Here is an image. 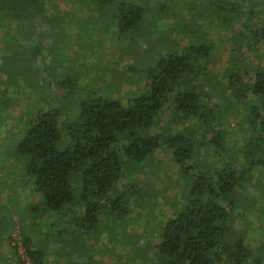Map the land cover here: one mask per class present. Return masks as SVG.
Here are the masks:
<instances>
[{"label": "trees", "instance_id": "obj_1", "mask_svg": "<svg viewBox=\"0 0 264 264\" xmlns=\"http://www.w3.org/2000/svg\"><path fill=\"white\" fill-rule=\"evenodd\" d=\"M85 1H89L94 13L114 8L115 15L110 16L115 23L112 20L111 27L121 35L129 34L130 40L139 34L156 35L144 27L147 19L144 13L151 10L147 3ZM197 1L206 3L201 7L203 12L198 13L199 21L210 22L217 29L218 24L210 16L216 18L218 29H222L217 30L222 32L239 20L246 30L245 35L240 33L236 50L230 53L222 75L214 76L206 68L212 57L209 44L186 42L184 47H178L176 41L179 33L183 34L181 31L156 66L147 70L146 81L136 95L122 98L88 92L80 99L76 114L66 112L65 106L35 114L26 109L29 126L20 133L16 152L27 159L22 184L40 199L38 209L56 217L61 213L68 215L77 223L79 232L70 231L71 236L77 237L102 223L111 224L113 230L142 218L156 223L158 243L143 249L136 248V237L128 240L132 235L127 234L126 227L122 232L127 238L121 244L115 233L107 235L111 251L127 242L136 248L124 264H264V251L255 252L236 228L237 221L246 220L256 203L240 196L255 167L262 170L257 193L264 195L263 0ZM189 6L190 11L193 5ZM246 6L250 12H246ZM165 8L166 5L159 6L157 18L174 17L173 13L162 10ZM46 11V0H0V42L11 55L0 56L2 115L12 106H19L20 101L12 99L10 93H22L24 86L20 82L25 78L20 74L36 66V58L44 51L41 41L58 31L52 25V18L44 17ZM11 25L16 32H12ZM46 25L50 29L46 30ZM33 40L37 43L29 47L28 55L13 50L16 41L32 44ZM78 46L86 47L83 43ZM47 53L56 54L52 48ZM51 66L57 68L55 57L51 58L48 69ZM43 69L46 75V64ZM203 74L208 79L206 87L210 93L202 94L196 88L202 81L197 82L199 86L192 85ZM37 84L27 87L36 88ZM206 96L215 98L218 104H208ZM230 116L237 120L239 131L245 133L240 149L225 139L226 128L232 123ZM188 122L191 125L181 130L174 127ZM198 132L202 134L201 140L197 138ZM161 151L171 154L177 174L188 180L185 192L178 198L167 195V189L158 190L155 185H149L153 176L163 184L161 174L167 176L168 185L173 180L174 176L163 172L157 163L155 156ZM145 166L149 167L148 172L144 171ZM133 171L144 176L146 191L137 178L121 185ZM167 205L170 208L165 213ZM134 207L142 208V212L136 213ZM41 211L33 213L41 214ZM63 231L59 230L60 238ZM98 234L104 233H94L97 237ZM46 235L51 239V234ZM22 246L26 260L18 259V264H47L43 247L27 237ZM85 251L86 255H92L88 249Z\"/></svg>", "mask_w": 264, "mask_h": 264}, {"label": "rangeland", "instance_id": "obj_2", "mask_svg": "<svg viewBox=\"0 0 264 264\" xmlns=\"http://www.w3.org/2000/svg\"><path fill=\"white\" fill-rule=\"evenodd\" d=\"M46 1L47 11L44 17L46 19L51 17L52 25L58 31L55 35L52 34L51 38L47 35L41 41L44 51L41 56L36 58V66L20 74L25 78L20 82L24 86L22 93L19 95L10 93L12 99L20 101L19 106H12L5 115L0 114V264H18V259L26 260L22 246L26 237L37 246L44 248L47 264H124L127 262L128 254L136 248L143 249L145 246H155L158 243L157 228L154 232L156 223L153 224L145 218L139 221H130L125 225V230L127 234L132 235L128 239L129 241L135 237L138 239L135 243L136 248H132L133 246L131 247L127 242L124 246L111 251L112 245L108 244L107 235L115 233L117 242L121 244L127 238L122 232L125 228L124 225L113 230L112 227H109L111 224L107 226L102 223L90 230V233L82 234L81 237L71 236L70 231L77 230L75 227L77 223L73 222L68 215L61 213L56 217V215L38 209L37 207H41L40 199L30 193L27 185L22 184L25 181L27 159L16 152L20 133L25 132L29 126L26 109L35 114L39 110L48 111L52 108L65 106L66 112L76 114L79 111L80 99L88 92L122 98L136 95L138 88L146 81L147 70L156 66L167 50L172 47L173 40L178 38L177 34L181 31L183 34L179 33L180 38L176 41L178 47H184L186 42L194 45L209 44L212 48V57L206 68L214 76H220L225 71L230 53L236 50V42L239 40L240 33L245 35L246 30L239 20H234V24L222 32H218L222 29L221 27L218 29L219 23L216 18L210 16L211 21L218 24V30L214 29L210 22L199 21L198 13L203 12L201 7L206 3L197 0H132V2L148 4V8L151 10H147L150 12L145 10L144 15L147 19L144 27L156 35L142 37L139 34L136 39L130 40L129 34L121 35L115 27H111L115 23L114 18L110 16L111 14L115 15L114 8L107 7L94 13L88 4L89 1ZM263 2L264 0L262 7H264ZM191 4L193 7L189 11ZM161 5H166V8L162 10L173 13L174 17L157 18V12ZM245 10L250 12L251 9L246 6ZM151 12L155 14V17ZM96 13H102L104 16L99 17ZM214 15L216 16V14ZM10 27L12 32H16L14 25ZM50 27L46 25V30ZM233 38L237 40L234 41ZM33 43L36 44L37 41L33 40L32 44L26 41H16L13 50H19L28 55L29 47L34 46ZM81 43L86 47L78 46ZM51 48L56 53L52 56L47 53V49ZM245 53L247 54V52ZM4 54L11 57L7 47L0 42V56ZM54 57L57 61V68L51 66L48 69L51 58ZM44 64L47 66L46 75L43 72ZM35 82H38L37 87L30 88L31 83ZM197 82H201L202 85L199 86ZM206 82L208 83V79L203 74L201 79L193 80L192 85L195 87L198 85L199 87L196 88L205 94L209 92ZM205 102L210 105L218 104L217 100L211 99L210 96H206ZM237 108L242 112L240 105ZM229 122L232 123L225 131L227 133L226 142L234 143V146L240 149L244 144L245 133L239 131L240 126L237 125V120L233 116H230ZM174 125L176 129L181 130L191 123ZM201 135L198 132V140H201ZM208 136L206 135V138ZM155 158L157 163L161 164L162 171L172 174L174 177L170 181L171 184L168 185L166 175H160L165 180L163 184L153 176L149 185H155L158 190L165 191L167 189L165 191L167 195L178 198L185 192L188 180L177 174L176 165L169 152L161 151ZM148 170L149 167L145 166L144 171L148 172ZM131 173L129 172V175L121 181V185H128L137 178L140 186L145 190L144 176L137 171ZM261 176L262 170L255 167L252 170L250 182L245 184L244 191H241L240 196L253 199L256 203L253 208H250L251 213L247 219L238 220L236 223L239 234L248 240L247 242L255 252L264 251V195L260 196L257 193V187L261 184H259ZM251 183L252 187H250ZM163 199L162 197L161 201ZM158 203L154 205L156 212ZM169 208L170 206H165L164 212H168ZM148 209L150 210V207ZM38 211H41V214L33 213ZM134 211L141 213L142 208L137 207ZM61 219L66 223L63 224ZM157 223L159 225V222ZM59 230H64L61 238L58 234ZM77 232L79 231L77 230ZM95 232L104 234H98V238L94 235ZM46 234H51V239L46 238ZM85 249H88L92 255H86ZM88 257L91 260L87 261Z\"/></svg>", "mask_w": 264, "mask_h": 264}]
</instances>
